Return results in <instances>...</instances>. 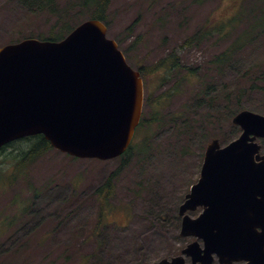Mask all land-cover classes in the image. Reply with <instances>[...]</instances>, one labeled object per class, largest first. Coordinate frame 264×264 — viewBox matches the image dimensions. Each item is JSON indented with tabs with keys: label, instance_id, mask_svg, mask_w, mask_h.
I'll list each match as a JSON object with an SVG mask.
<instances>
[{
	"label": "rangeland",
	"instance_id": "obj_1",
	"mask_svg": "<svg viewBox=\"0 0 264 264\" xmlns=\"http://www.w3.org/2000/svg\"><path fill=\"white\" fill-rule=\"evenodd\" d=\"M76 2L58 0L50 11L40 9L34 0H0V47L26 37L39 35L37 38L44 39L51 28L59 29L60 8L75 6ZM241 2H245V12ZM260 3L264 7V0H112L107 36L120 40L126 58L136 65L153 63L174 50L185 65L197 67L195 70L201 74L204 66L210 65L209 57L223 49V44L209 50L205 44H180L201 29L206 19H210V25L222 24L231 16L243 14V19ZM76 11L65 14L70 25L88 18L74 17ZM244 19L245 23L248 19ZM133 42L135 47L128 48ZM256 43L264 48V34ZM252 53L254 56L244 63L246 71L251 66L256 69L252 65L255 62L264 61L262 48ZM209 73L215 82L213 87L220 91L225 83L236 91L246 89L251 82L249 77L240 79L231 68L220 78L210 66ZM252 73L251 70L248 75ZM144 81L147 96L146 83L149 87L153 83L146 76ZM171 82L156 87L151 98L166 91ZM181 102L182 95L175 96L165 114L178 109ZM241 103L264 114L261 90L248 91ZM200 121L193 126L202 128L194 133L169 124L160 127L147 154L137 149L147 146L144 135L134 133L132 143L136 147L114 180L107 200L113 208H104L103 226H96L100 200L92 192L119 167L121 160H71L51 150L31 166L28 179L9 186L0 180V264H143L180 253L193 238L179 235L178 206L198 178L206 142L218 133L224 143L238 134L231 135L230 127L226 132L224 122L217 125ZM199 211L189 213L196 216ZM11 219L16 222L8 223ZM186 261L190 264L187 257Z\"/></svg>",
	"mask_w": 264,
	"mask_h": 264
},
{
	"label": "water",
	"instance_id": "obj_2",
	"mask_svg": "<svg viewBox=\"0 0 264 264\" xmlns=\"http://www.w3.org/2000/svg\"><path fill=\"white\" fill-rule=\"evenodd\" d=\"M107 27L87 19L59 41L25 38L0 47V147L42 134L78 158L123 153L138 125L143 79ZM242 133L221 146L210 140L197 182L179 205L181 253L146 264H264V115L244 109L233 118ZM202 207L196 217L187 212ZM202 241L200 245L199 241Z\"/></svg>",
	"mask_w": 264,
	"mask_h": 264
},
{
	"label": "trees",
	"instance_id": "obj_3",
	"mask_svg": "<svg viewBox=\"0 0 264 264\" xmlns=\"http://www.w3.org/2000/svg\"><path fill=\"white\" fill-rule=\"evenodd\" d=\"M34 1L38 3L40 9L52 11L53 6L57 4L58 0ZM111 1L77 0L74 4L77 8L73 5L60 8L62 11H60L59 29L51 28L44 39L60 40L77 25L76 23L70 25V22L65 17L67 11L72 9L77 10L74 17L99 19L108 27L107 16ZM262 6V3H260L255 5L250 12L247 11L246 17L244 16L245 19L243 17L244 20L248 19L245 23L242 19L243 14L240 17L231 16L224 23H215V25H210V19H206L201 29H198L180 44L184 47H195L199 44H205V46L209 45V47L206 46L208 50L213 45L220 46V44H223V49L214 53L212 57H209V66L219 78L220 74L224 77V73L229 68L233 69L237 73V76L241 77L240 79L247 80L249 77L251 82L246 89L235 91L227 83L223 84L221 91L218 87L214 88L215 82L213 78H210L211 74L209 73L208 65H205L203 72L199 74L195 70L197 67L193 68L192 66L188 67L185 65L183 60L174 53V50L166 52L162 58L153 63L139 66L129 61L133 67L140 71L142 76H146L153 83L152 87H149L146 83L147 96H145L144 110L135 130V134L137 133L138 136L140 134L144 135L141 138L144 139L148 146L144 147L147 148L145 151H143L144 148H137L141 153L147 154L148 148L151 147L149 144L152 143L157 131L166 124H169V127H177L182 131H185L187 128L186 131L191 130L194 133L200 127L202 128V125L200 127L193 126L195 123H201L200 120H206L204 123L217 125L224 122L226 132L230 127V134L236 135L238 128L230 123V119L240 109L245 108V105L241 103L242 98L250 90H261L264 93V69L258 70L259 67L264 66V61H253L255 63L252 65H255L257 68L252 69L253 66L249 67L253 71L251 75H248L251 70L246 71V65H244L248 58L254 56L252 52L257 48L264 50L263 47H260L256 43L257 39L264 34V7ZM240 7L245 12V2H241ZM85 13H88V15H84ZM241 23L244 26H240ZM235 30L237 32L234 35ZM37 37L40 36L37 35ZM118 42L121 46V41L118 40ZM133 47H135V42L131 46H128V48ZM124 52L126 53L125 49ZM181 68L184 69L181 71ZM173 76H175L174 79H172ZM168 81H173V83L171 82L166 91L160 93L155 98H151V94L155 88L159 85L161 87L164 86ZM178 95H182V102L179 108L169 114H165V110L171 104L172 99ZM223 101L225 104H223ZM151 132L153 136L149 134ZM215 137H220L219 133ZM133 141H135V135ZM139 141L141 140L138 139L137 143ZM134 147L136 146L131 143L127 150L117 158L121 160L119 167L106 177L102 185L92 192V196L100 200V215L96 226H103L105 224L102 217L104 208H113L107 205V200L112 195L114 180L127 165L126 158L130 156ZM51 150L55 149L42 134L22 137L7 143L0 148V180L5 181L6 186H9L17 180L28 179L27 173L30 171L31 166L38 163ZM64 155L71 160L77 159L67 154ZM75 191L76 189L74 188ZM35 195H37V192H35ZM10 222L14 223L16 221L11 219L8 223Z\"/></svg>",
	"mask_w": 264,
	"mask_h": 264
},
{
	"label": "flooded vegetation",
	"instance_id": "obj_4",
	"mask_svg": "<svg viewBox=\"0 0 264 264\" xmlns=\"http://www.w3.org/2000/svg\"><path fill=\"white\" fill-rule=\"evenodd\" d=\"M13 42H15V41H13ZM256 139H257V141L259 142V145H260V147H261V151H262V148H263V145H264V137H263V136H259V137H257ZM199 210H200V209H199ZM192 240H193V239H192ZM192 240H191V241H192ZM199 242H200V245H202V241L200 240ZM180 253H181V250H180ZM180 253H178V254H180ZM178 254H176V255H178ZM176 255H175V256H176ZM171 257H173V256H170V258H171ZM186 257L188 258L190 264H193L192 259H191L190 256H185V257H184L185 263L188 264L187 261H186ZM163 258H166V257H163ZM160 259H162V258H160ZM158 260H159V259H158ZM241 263H243V261L233 262L232 264H241ZM132 264H136V263H132ZM143 264H145V262H144ZM210 264H221V263L218 261V257H217L216 255H214V256H213V259H212V261H211Z\"/></svg>",
	"mask_w": 264,
	"mask_h": 264
}]
</instances>
